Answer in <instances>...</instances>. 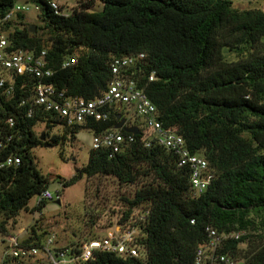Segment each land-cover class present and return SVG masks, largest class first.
Wrapping results in <instances>:
<instances>
[{"label":"trees","instance_id":"trees-1","mask_svg":"<svg viewBox=\"0 0 264 264\" xmlns=\"http://www.w3.org/2000/svg\"><path fill=\"white\" fill-rule=\"evenodd\" d=\"M18 1L0 0V19ZM30 1L40 7L43 26L28 25L20 13L4 31L15 50L47 51L48 67L54 71L49 83L67 96L95 99L113 80L115 58L144 55L129 69L130 75L156 106L164 127L182 136L192 154L205 158L215 177L195 197L190 170L180 168L177 157L157 143L148 147L141 129L139 136L121 129L134 142L120 153L91 150L87 164L70 180L45 176L32 154L44 146L43 135L51 148L63 147L74 144L82 130L93 135L115 130L125 116L116 113L107 122L72 128L41 109L29 117L38 81L17 77L13 97L0 96V127L6 128L9 118L15 120L12 142L0 148V166L11 156L21 159L18 166L0 167L2 233L13 236L7 225L20 213L43 212L49 201L32 208L29 204L53 180L69 187L85 177H112L121 186H137L133 196L121 198L118 224L124 225L136 208L150 212L144 236L138 239L142 255L124 259L96 253L76 264H195L197 249L208 241V226L221 234L245 232L225 241L222 253L264 264V11L237 9L234 0H101L102 11L93 12L91 0L64 17L46 0ZM226 52L236 60L228 61ZM75 55L77 63L63 69L64 61ZM39 123L47 128L42 135L35 131ZM56 128L61 134L51 136ZM49 235L32 226L21 243L42 248ZM97 238L60 249L80 255L82 244ZM13 263L7 258L3 264Z\"/></svg>","mask_w":264,"mask_h":264},{"label":"built area","instance_id":"built-area-1","mask_svg":"<svg viewBox=\"0 0 264 264\" xmlns=\"http://www.w3.org/2000/svg\"><path fill=\"white\" fill-rule=\"evenodd\" d=\"M46 2L60 16L69 17L76 10L75 7L72 10L69 7L65 8L58 0H46ZM26 5L16 4L5 18L0 19V96L6 100L13 97L17 77L33 78L38 81V84L31 96L29 117L33 116L35 109H41L57 115L69 128L84 126L92 121L107 122L116 113L125 116V110L129 107L144 120L146 145L150 147L152 142H155L173 153L178 159V166L190 170V187L193 195L195 197L203 195L215 177L208 162L202 156L192 154L182 136L164 127L159 119L156 106L147 93L138 87L137 81L129 73V69L135 66L139 59L144 58V55H140L139 58L134 56L115 58L111 64L113 80L108 89L99 97L86 99L79 96H67L65 91L59 90L54 84L48 82L53 78L54 71L48 67L47 51L15 50L4 31L8 22L15 20L18 14L29 10ZM33 5L37 11H40L38 5ZM76 63L77 56L75 55L67 58L62 68H69ZM154 78L155 73L151 75L150 81ZM1 110L0 103V112ZM123 120L126 126H132L127 117ZM5 122L6 128L0 127V148L13 140L11 132L15 127V120L9 118ZM132 142H134L133 135L124 136L121 129H115L101 135H93L92 150L106 149L114 155L122 152L123 148ZM20 163L19 157L11 156L0 167H14ZM54 199V193L48 189L37 200L40 203L41 201L51 202ZM149 214L150 212L144 210L143 207L136 208L124 225L117 224L105 237L82 244L80 255L73 254L72 249L55 248L54 235L48 236L42 248L23 245L17 237L11 236L12 246L7 258L14 262L29 260L39 257L41 252H44L50 264H76L80 260L91 259L96 253H112L124 259L140 258L142 254L138 239L144 236ZM194 223L192 221V224ZM206 234L208 241L197 249L195 264H248L244 260L236 259L221 251L225 246V241L239 239L245 232L221 234L208 226Z\"/></svg>","mask_w":264,"mask_h":264},{"label":"rangeland","instance_id":"rangeland-1","mask_svg":"<svg viewBox=\"0 0 264 264\" xmlns=\"http://www.w3.org/2000/svg\"><path fill=\"white\" fill-rule=\"evenodd\" d=\"M65 8L79 9L83 2L91 0H58ZM91 11L100 12L103 9L101 0H92ZM28 3V4H27ZM18 5H26L29 10L23 12L25 23L28 25L43 26L39 19V11L34 8L29 0H19ZM235 8L240 10L260 9L264 11V0H234ZM228 61L236 60L231 53H225ZM125 117L132 126L145 131L144 120L138 117L131 108L125 110ZM38 135L47 131L45 124L39 123L35 127ZM62 130H52L51 136L61 134ZM93 134L82 130L77 135L74 144L65 143L63 147H36L33 149V160L38 170L48 177L58 176L70 180L76 175L78 168L87 164L90 151L92 150ZM44 142L50 143L45 137ZM51 144V143H50ZM63 148V149H62ZM64 154V159L60 152ZM137 186H121L112 177L83 178L76 184L64 187L59 180H53L50 190L55 199L49 202L42 213L24 211L15 221L7 225L8 234L17 237L21 242L31 233L32 226L37 225L39 233L55 236V245L58 248L65 247L71 242H79L95 237H105L113 227L118 224L123 209L122 197L133 196ZM37 198L30 201V208L36 206ZM43 216V217H42ZM42 217V218H41ZM93 222L94 224H92ZM12 239L4 235L0 230V264L7 259L10 252ZM40 260H26L13 264H48L44 252H41Z\"/></svg>","mask_w":264,"mask_h":264},{"label":"water","instance_id":"water-1","mask_svg":"<svg viewBox=\"0 0 264 264\" xmlns=\"http://www.w3.org/2000/svg\"><path fill=\"white\" fill-rule=\"evenodd\" d=\"M34 30V29H33ZM120 118V117H119ZM116 129H123L125 132H127V133H129V134H134V135H141L142 134V132H141V130L138 128V127H136V126H131V127H129V126H126L125 125V120H122L119 124H118V126L116 127ZM45 140V136L43 135L42 136V141H44ZM52 145L50 144V143H46L45 142V144H44V147H47V148H50Z\"/></svg>","mask_w":264,"mask_h":264}]
</instances>
